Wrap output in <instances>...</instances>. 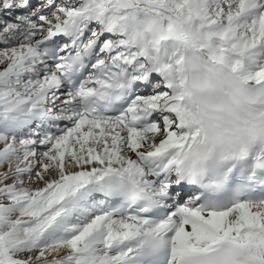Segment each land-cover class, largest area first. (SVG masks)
I'll return each mask as SVG.
<instances>
[{"label": "snow or ice", "instance_id": "snow-or-ice-1", "mask_svg": "<svg viewBox=\"0 0 264 264\" xmlns=\"http://www.w3.org/2000/svg\"><path fill=\"white\" fill-rule=\"evenodd\" d=\"M0 264H264V0H0Z\"/></svg>", "mask_w": 264, "mask_h": 264}]
</instances>
